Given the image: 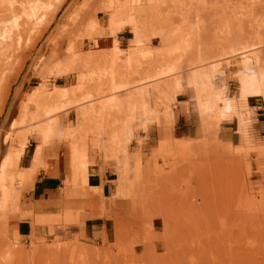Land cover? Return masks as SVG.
I'll return each mask as SVG.
<instances>
[{
    "label": "rangeland",
    "instance_id": "rangeland-1",
    "mask_svg": "<svg viewBox=\"0 0 264 264\" xmlns=\"http://www.w3.org/2000/svg\"><path fill=\"white\" fill-rule=\"evenodd\" d=\"M44 1V11L53 6L52 23L3 66L0 168L24 136L30 140L31 131L48 124L46 148L66 150L70 175L57 214L39 216L27 211L24 198L37 172L26 180L18 162L10 175L0 170V264H264V122L255 121L249 105L264 103V97L245 88L264 79V0H159L157 15L145 18L140 44L127 23L109 22L122 0ZM123 29L131 39L116 56ZM110 37L112 50L102 43ZM73 44L75 57L67 54ZM74 61L92 77L84 86L79 73L68 72ZM112 66L123 74L121 81L112 83ZM162 67L178 68L180 83L170 99L161 98L168 116L157 94L148 121L113 109L116 101L149 95L170 80L147 79ZM67 75L73 88L58 87L56 79ZM45 80L54 90L38 112L29 99ZM180 94L198 125L194 139L175 131ZM234 118L240 136L235 144L222 130ZM78 167H86L82 184L76 183ZM91 175L111 180V199L89 186ZM72 179L73 191L66 194ZM92 214H123L113 232L124 234L91 238L84 220ZM26 218L32 234L21 237L11 222Z\"/></svg>",
    "mask_w": 264,
    "mask_h": 264
},
{
    "label": "bare ground",
    "instance_id": "bare-ground-1",
    "mask_svg": "<svg viewBox=\"0 0 264 264\" xmlns=\"http://www.w3.org/2000/svg\"><path fill=\"white\" fill-rule=\"evenodd\" d=\"M111 1L112 0H110V2ZM115 1H112V2H115ZM0 2L7 4V6H4V5L0 6V92H2V90L5 88V81H4L5 79L3 78V75H2V73H4V72H2L3 66L6 65V63H9L8 60L10 58H12L13 56H15L17 51H19L20 49H22L25 46H28L30 43L33 44V42H34L33 38L34 37L41 36L47 30V28L50 26V24L52 23V21L54 19V13H53L54 11H52V10L50 11L53 14L48 12L53 7L52 5H51L50 9L48 7V10L44 11L45 10L44 9L45 4H46L44 0H0ZM137 2H138V0H122L121 2H116L117 5L119 4L118 5L119 7H117L115 9V11L113 8V12H111L109 22H110V24H112V26L113 25H116V26L120 25L123 22L127 23L132 28V33L138 39V41H139L138 43L140 44V43H142V41H141V28L144 29L145 21H148L145 18L147 15H149L151 17H155L157 15L156 14V12H158L157 11V8H158L157 3L159 2V0H147L146 5H144L143 7H140V8L136 7ZM113 6L111 5V7H113ZM154 21H156V20H154ZM109 22H107V23L109 24ZM112 26H110V28ZM89 29L90 28H88V31H90ZM107 29L110 30L109 27ZM88 31H86V32L90 33L92 31V29L90 32H88ZM91 34H93V33H91ZM86 35L89 36L90 34L89 35L86 34ZM76 45L77 44H73L67 49V52H68L67 54H69V56H72V57L77 56V53H76L77 46ZM114 48H115L114 54L116 56H118L119 47L116 45V47H114ZM114 54H113V57L115 56ZM99 55H100V53H99ZM226 55L227 54H224L223 56H226ZM243 55H245V53H242L240 56H243ZM103 56H105V55H103ZM248 62H250L249 58H247L244 63H248ZM70 67L71 68L68 70V72L79 73L78 84L80 86H84L87 83L86 81H89L92 78V77H90V75H85L84 72L81 71L85 67L83 68L82 65H76L75 61L72 63V65ZM4 68H5V66H4ZM116 68H117L116 66H112L110 69V79H111L112 83H114L115 80H117L116 82H118V80L121 79V77L119 78L120 74L117 73ZM161 69L162 70H158V71L156 69H153L147 75V79L163 80L165 78H167V79L170 78V80H168V81L164 80L165 82L158 84L154 90L150 89L149 91H151V92L149 95H145L144 93L132 94V95H129L123 101H119V100H118V102L116 101V103L112 106L113 109H115V111L119 114L120 113L123 114V112L124 113L125 112H131V113H133V116H136V114L138 112L139 115H142L146 119L149 117V119H150V115L153 116L154 112H155L154 94H157V95H155V97L158 96V98L156 97L158 100L157 105H158V107L159 106L165 107V109H164V111L166 113L165 115L168 116L169 115V110H168L169 108H168V105H166V103L164 104V102H166V100L170 99V96H172L176 92L177 88L179 87L180 83L178 82V80H175L178 68L167 67L165 69L164 67H162ZM65 73H66L65 71L58 72L59 76L65 74ZM122 75H120V76H122ZM117 78H119V79H117ZM144 78H146V77H144ZM121 84H123V83H121ZM124 85H123V87H125ZM245 88L251 96H260V97L263 96L264 97V79L261 82H255L254 80H251V81L246 83ZM53 90H54V88H50L49 82L47 80H45L38 87L35 88L34 93L31 95V97L29 99L30 100L29 102L34 103L37 106L38 112H40V111L42 112L44 109V105L42 103H43L44 99L49 94H51L53 92ZM117 91H119V88ZM0 95H1V93H0ZM161 98L162 99L166 98V100L161 101L162 100ZM152 100H153V103H152ZM203 106L204 105L202 103V99H200V107L203 108ZM228 108L230 109L229 106H228ZM49 111H51V110H49ZM49 111L47 113H49ZM103 113L101 112L100 114L103 115ZM202 113H203V111H202ZM91 114L92 113H90V116H92ZM96 114H97V112H96ZM116 117H117V115H116ZM203 117L204 116L202 115V119H203ZM149 119H147V121ZM88 120H89V118L86 121H88ZM88 124H89V122H88ZM89 125H91V124H89ZM36 128H37L36 129L37 134L44 137V144L46 145L49 141V136L51 133L50 125L47 124L45 127L39 126ZM24 144H23V147H24ZM43 148H44V145L42 147H38L36 149L35 166L31 171L28 172L30 174V176L37 172L38 168L40 167V164L42 165L41 158L43 155V153H42ZM73 151L76 152L77 150L73 149ZM12 165H13L12 158L10 156L6 157L2 166H1V171L4 174L8 173V171L10 170ZM26 177L28 178V176H26ZM84 179L85 178L79 177V178H77L76 183L82 184ZM73 182H74V180L72 181V183ZM71 190L72 189L66 190L65 193L69 194L71 192ZM64 201H65V197H64ZM64 204H65V202H64Z\"/></svg>",
    "mask_w": 264,
    "mask_h": 264
},
{
    "label": "crops",
    "instance_id": "crops-1",
    "mask_svg": "<svg viewBox=\"0 0 264 264\" xmlns=\"http://www.w3.org/2000/svg\"><path fill=\"white\" fill-rule=\"evenodd\" d=\"M130 33L131 31L123 29L117 34V46L122 51H126L128 49L127 45L131 39L128 34ZM113 42L114 40L112 38H108L102 43L104 45H107L108 49L112 50L114 47ZM70 81L71 75L58 77L56 79L58 87H62L63 89L73 88V86H71L70 84ZM185 96V94H180L176 99L178 105L176 106L175 111V131L183 138L194 139L198 135V125L196 124L195 118L193 116V111L188 106L189 100L185 99ZM249 105L255 111V121L257 123L264 122V103L260 102V100H255L254 104L249 103ZM222 130L227 136H229V139L233 144H235L236 141L240 140L237 119L234 118L232 122L225 123L222 127ZM30 134L36 140L33 138L29 140L28 136H24L23 140L20 142V147L10 155H8L12 158V167L10 168L8 173L4 174L1 171V174L5 176L10 175L11 171L20 164L21 169L24 171L23 174L25 175V177L28 176V178L26 177V180L31 178L32 175L30 176L28 172L31 171L35 166L36 149L44 145L42 151L43 155L41 158L42 165L40 164V167L37 170V174L33 179L35 181L34 185L24 193V198L26 200L25 204L27 205V211L32 212L33 215H56L57 210H55L54 208L58 206L61 191H63L66 187L64 183L66 182V178H68L70 175V172L68 173V155L64 148L58 149V144H55V147L46 148L48 143L46 145L44 144V137L38 135L36 129L34 131H31ZM51 134L52 129L50 136ZM85 170L86 167H78L77 174L79 173V176L77 178H84L83 174ZM73 180L74 179H72V181ZM72 181H70V184L67 186L66 190H73L72 185L74 184L72 183ZM110 182L111 180H109L108 178L104 179L101 176L97 175H91L89 177V186L102 189V198L107 200L111 199L113 192V189H111L110 186ZM117 204L123 205L121 201H118ZM119 216L120 217L118 218L107 216L105 214H101L100 216L93 214L87 216L84 220V227L87 235L93 238L96 234L105 232L108 236L110 235L115 238H120V236L124 234L123 232L122 234H120L118 231L117 233L113 232L115 231L116 227H120L119 223L123 222L125 219V216L123 214ZM11 224L14 230H16L21 237H28L32 234V221L29 218L20 219L18 221H15V219H13Z\"/></svg>",
    "mask_w": 264,
    "mask_h": 264
}]
</instances>
